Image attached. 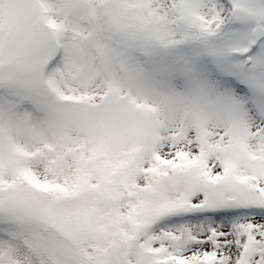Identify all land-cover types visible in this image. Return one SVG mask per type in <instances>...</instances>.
Returning <instances> with one entry per match:
<instances>
[{
    "label": "snow or ice",
    "instance_id": "6c2138e0",
    "mask_svg": "<svg viewBox=\"0 0 264 264\" xmlns=\"http://www.w3.org/2000/svg\"><path fill=\"white\" fill-rule=\"evenodd\" d=\"M0 264H264V0H0Z\"/></svg>",
    "mask_w": 264,
    "mask_h": 264
}]
</instances>
